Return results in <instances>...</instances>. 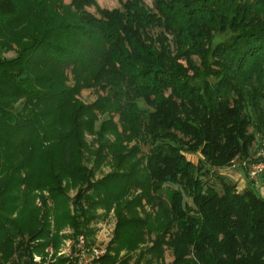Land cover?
Returning <instances> with one entry per match:
<instances>
[{"label": "trees", "instance_id": "16d2710c", "mask_svg": "<svg viewBox=\"0 0 264 264\" xmlns=\"http://www.w3.org/2000/svg\"><path fill=\"white\" fill-rule=\"evenodd\" d=\"M257 140L264 0H0V264H72L113 209L98 264H264V196L221 171Z\"/></svg>", "mask_w": 264, "mask_h": 264}, {"label": "rangeland", "instance_id": "374dc122", "mask_svg": "<svg viewBox=\"0 0 264 264\" xmlns=\"http://www.w3.org/2000/svg\"><path fill=\"white\" fill-rule=\"evenodd\" d=\"M70 1V0H67ZM98 3L100 4V6L105 7V8H109V9H113V8H117L121 6V1L122 0H97ZM144 2L148 5V6H153V0H144ZM90 11L95 12V8L90 7L89 8ZM224 39V35H217L216 39H215V43H218L219 41ZM16 54L15 50H10L8 52H5V56L6 57H10ZM101 92L97 89H89V88H85L83 89L81 95L79 96V98L84 101V102H93L95 101L99 94ZM88 139L91 141L92 137L88 136ZM258 142H260V140H257L253 151L254 154L252 155L253 157H255V155L261 151L262 149H264V147H259L258 146ZM185 155L187 157V159L191 160L194 163H198L200 159H202V154L198 151V152H190L187 151L185 152ZM257 157V156H256ZM244 162V161H241ZM224 168V167H223ZM214 169V168H213ZM111 170V167L109 164L105 165L102 168V171H100L99 173H97V177L102 176L103 174H106L107 172H109ZM238 175L233 177V176H229V178L237 184L238 190L239 191H243L244 189H246L248 187V182L250 180V178L248 177L247 173H246V168H241V170L238 169ZM252 186L253 188L257 191V193L259 195L264 196V175L257 177V179L252 180ZM176 187V186H174ZM72 194L74 192H71ZM185 201L189 204H193L192 202V198L185 194L184 196ZM116 222H117V217L115 215L114 209L110 211L109 215L105 218H101L100 220H98L96 223H94V227L96 228V237L95 240L92 241L94 242V244L96 246H98L101 250H103V254L99 259H96V261L94 262V264H98L100 263L101 258L108 252V245L111 241V239L114 236V229L116 226ZM67 234H71L70 230L65 231ZM76 240V238L73 237H68L65 241L64 244L62 245L61 251L59 252L60 255H65L68 256V252L70 249V246H72L73 242ZM65 251V252H62ZM50 251L52 252V249H50ZM62 252V253H61ZM174 259V255L172 254L170 249H167L166 253H165V261L166 262H170ZM36 260H40V257L36 256Z\"/></svg>", "mask_w": 264, "mask_h": 264}, {"label": "built area", "instance_id": "2783aa9c", "mask_svg": "<svg viewBox=\"0 0 264 264\" xmlns=\"http://www.w3.org/2000/svg\"><path fill=\"white\" fill-rule=\"evenodd\" d=\"M257 156V157H256ZM244 161V162H241ZM246 168L250 179L264 175V149L259 151L252 161L234 159L228 166L221 168L222 173L237 176L238 169ZM84 235H80L70 246L68 257L72 264H93L104 253L98 246ZM62 252H65L62 250ZM61 252V253H62Z\"/></svg>", "mask_w": 264, "mask_h": 264}]
</instances>
